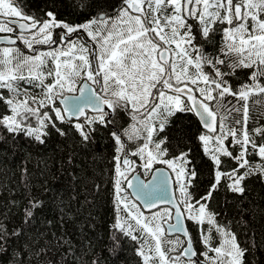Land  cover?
Instances as JSON below:
<instances>
[{"label":"snow or ice","instance_id":"obj_1","mask_svg":"<svg viewBox=\"0 0 264 264\" xmlns=\"http://www.w3.org/2000/svg\"><path fill=\"white\" fill-rule=\"evenodd\" d=\"M72 8L0 0V153L52 151L2 186L0 264H264V0Z\"/></svg>","mask_w":264,"mask_h":264},{"label":"trees","instance_id":"obj_2","mask_svg":"<svg viewBox=\"0 0 264 264\" xmlns=\"http://www.w3.org/2000/svg\"><path fill=\"white\" fill-rule=\"evenodd\" d=\"M33 4L42 3L43 0H31ZM75 0H57V3L60 5V11L68 16L69 19L76 21L78 16L74 13L72 5ZM55 145L52 146L54 148ZM107 151V145L105 142H99L96 152L97 159L95 161L96 167L98 169L106 167V157L105 153ZM52 156V151L49 149L47 152L43 154L33 153L32 156L25 160L23 152H17L15 154H3L0 153V202H2L8 195L9 192L5 191L2 187L3 185H7L8 189H17V194L20 191V169L22 167H27L29 173L31 174L30 179L35 185L39 180L42 179L40 173L44 168V163L42 160H47L48 157ZM60 157L57 155L52 161L53 171L59 165L56 163ZM78 163L81 164V167H88V164L81 158ZM91 170V169H89ZM65 195H68L66 193ZM264 196V190H261L259 187L255 188L252 193L249 194L250 199H252L253 204H260L261 207H264V202H261L260 197ZM222 203V201H221ZM95 216V225H96V235L104 237V241L107 240V232L109 225L111 223V206L108 203L107 195H102L100 199L97 201V206L94 209ZM264 222L260 221L259 216L257 215L256 220L253 222L252 226L256 228L257 232L261 230V224ZM71 227V226H70ZM259 239V237H258ZM97 251L103 253L105 257H108L107 249L103 244L98 245ZM132 254L127 250V246H125V250L122 251L119 258L116 259V264H123V261L128 259L131 260ZM258 259L264 260V256L258 253ZM111 259V258H109Z\"/></svg>","mask_w":264,"mask_h":264}]
</instances>
